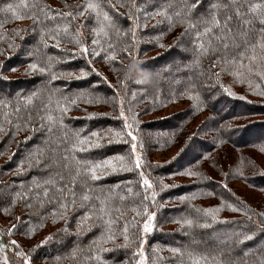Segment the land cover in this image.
<instances>
[{
	"label": "trees",
	"instance_id": "16d2710c",
	"mask_svg": "<svg viewBox=\"0 0 264 264\" xmlns=\"http://www.w3.org/2000/svg\"><path fill=\"white\" fill-rule=\"evenodd\" d=\"M204 1L201 0V2ZM78 2L80 3L76 4L75 0H0V8L6 7L9 3H12L14 6L23 5L24 3L29 5L28 8L20 7L18 9L20 14L25 17L23 19L14 18L10 12H0V25H2L0 27V49L6 50L5 55H0V68L16 71L24 65L28 67L30 63H37L41 67L51 65L50 72H34L37 73L35 78H33V80L35 79V86H31V88H27L25 91L20 86L21 84L26 85L23 83L29 80L21 78L18 79L20 80L19 82H16V79H6L0 74V88H2L0 101L11 105V107H4L3 104H0V123H3L5 127V133L0 134V187L8 185V182L11 181H21V191L19 192L18 188L12 187L13 190L15 189V193L8 196L9 200L6 201L5 199L7 197L3 198L2 192L0 193V198H3V201L0 200V207H2V213L7 215V221L10 223V227L12 228V225H15V228H12V233L20 226L22 228L27 226L30 235L35 239L37 235L43 232L47 233L50 230L48 237L52 236L53 239L41 246L42 248H46V246L49 248L48 250H43L45 252H42V258L47 257L52 259L55 264H64L63 258L60 260L61 256L52 254V251H55V248H57V245H54L55 241L61 238L59 233H63L66 238L72 237L70 234L77 232L76 225L85 214V210L79 208V196L86 190L81 181L87 180V188L91 190L88 194L92 197L90 203L99 208L100 201H104L110 213V218L116 220L114 230L119 233L123 225L127 224L130 238L133 241L127 249H118L114 252L103 253L104 259L109 264H138L136 262L137 254L135 253H138L137 250L140 245L137 237L142 236V225L145 217L143 215L137 216L136 211H133V209L143 213L144 207L147 206L149 212H155L161 218L163 217L161 213H163L165 208L167 209L163 204L165 199H161L163 195L154 189L157 195L153 201L151 198L153 189L145 190V186L142 184V177L139 175V172L142 170L144 176H152L156 168L147 162L149 158L145 160L144 153L140 151L142 156L141 169L133 168L132 171L117 170L116 172L98 170L97 175L100 176V179L95 181L90 179V174L87 177L77 178V186L75 189L77 193V208L76 210H69L67 212L66 220L60 218L62 210L54 199L59 195L55 191V187L46 185L44 182L50 177L55 176L56 173H60L64 177L61 183L70 182L75 175L77 167L73 157L79 160L87 159L98 162L116 155H124L130 166L132 165L135 159V153L131 150L133 141L126 134L120 142L107 144L100 148H92L86 152H79L78 149L73 148V145L76 143L75 133L79 132L81 138H83L85 136L90 137L93 131H98L103 135L106 129L124 131L125 133L134 129L137 134L136 137L138 138L137 146L143 145L145 148L146 141L142 142L138 137L139 130L145 128L142 127L143 124L137 117L135 121L132 119L134 114L135 116L137 115L130 109V106L136 104L139 97L130 96L129 94L130 89L135 88V83L133 85V77L129 71L136 68L137 64L144 60L141 57L145 55L155 54L160 51L165 52L163 57H166L178 51V48L171 47L174 45L177 36L185 31V26L177 25L170 30L168 22L165 24L159 23V25L152 24L148 27L150 28L148 31L150 35H147L148 28L144 29L141 25L143 17L141 13H137L136 15L140 18L139 23L141 26L136 29V39L133 41L131 33L127 36L122 35V33L128 32L133 27V20L129 19L128 16V7L119 6L125 0H119V3L118 0H112L113 4H117L115 9L110 8L105 0H95V2L101 3L104 11L109 12L116 24V29H108L109 35L107 37L103 35L95 37L92 29L96 24L91 18L94 16L91 10H89L86 18L83 16L77 20H72L71 17L65 18L57 15L58 11L67 12L71 10L75 12L77 11L75 6L84 5L87 0H78ZM212 2L215 3L216 0H212ZM221 2L228 5L226 9L222 8L220 10L219 15L221 18H223L225 13L233 15V6L228 3V0H221ZM254 2H261V0H239L238 6L241 7L242 11L246 12L248 4ZM34 3L38 6L32 7ZM167 3L172 5L168 9L169 14L173 11L181 10V0H167ZM199 6L193 13V19H197L199 16L207 17L210 8L202 10ZM155 10L156 5H153L146 8L145 12L153 13ZM33 13L39 17V22L35 26L34 21L27 18ZM24 22L33 24L28 28L29 34L26 38L31 39L30 45L35 48V51L32 50L30 58H25L18 62L19 58H14V53L22 46L18 38L25 35L27 31L20 32L17 36L14 30L24 29L22 27ZM236 22V18L233 16V25ZM65 25H69L67 32L63 31ZM77 25L83 26L79 30L83 33L82 35L77 33ZM41 30L44 32V40L47 41V47L41 42ZM88 30L90 35H88ZM117 30L121 34L118 35ZM32 33L34 34L32 35ZM92 36L99 40L98 45L91 43ZM52 37H56V39ZM144 37H155L157 40L153 41V44L150 45L148 43L149 40L145 42ZM180 38L183 41L181 44H189V46L187 45L188 56L185 61L179 67L175 64L178 69L182 70L181 73L166 75L165 70L160 69L161 72H158L160 73V78L156 76L157 73L152 72L148 75L151 82L145 83V85H136L140 89L145 88L147 98L155 108H163L170 103L178 102L179 99L182 100L184 97L189 101H193V107L188 111V117L183 122L176 123L177 126H174L170 130L153 131L155 132L154 140L159 148H167L173 145L179 136H183L184 128L190 121V115H198L204 111L211 112V115H213L210 121L215 124V131L219 134V138L217 140L218 145L204 138H189L188 140L191 143L187 144L178 161L173 163V167L177 168L170 170L162 169V174L169 177L185 175L183 173L186 170H190L189 167L184 166L185 163L192 162L190 164L199 166L207 162L214 153L218 152V148L223 146L237 150L255 149L264 154V141L250 143L256 137L264 134V120L249 121L229 127V123L235 121L237 118L249 116L243 115L246 113L245 111L240 114H234L240 107H244V109L247 107V109H252V111L260 113L264 110V103H255L245 94L237 93L233 88L239 89V87L233 84L230 85L233 88L226 86L224 82H227V79L225 77L223 79L220 77L218 82L213 72H218L219 67L215 69L210 67L215 57L211 55L199 56L198 44L194 33L192 35L189 32V35L184 37L180 36ZM77 40L80 41L79 44L76 42ZM184 40L186 41L184 42ZM110 43L114 45V48L110 49L108 47ZM10 44L14 46L9 47ZM57 44H59L58 47ZM161 45L164 46L161 47ZM82 46L87 47L89 51L82 53L80 51ZM123 47H128L129 51L132 52L131 58L127 52L122 51ZM95 51H99L100 55H94L93 53ZM112 52L115 53L116 59H107V56ZM178 54L182 53L179 51ZM49 57L52 59L49 60ZM146 59L151 58L147 56ZM197 59H199V63H196ZM134 61L135 63H133ZM146 61L147 63L149 62L148 60H144L142 63H146ZM68 63H73L76 68L71 69ZM147 65L149 64L143 66L147 67ZM81 71L87 73V75L79 79L65 75L71 72L79 76ZM123 71H127L126 77L122 81L124 85L122 86L124 88V96L117 90L107 75L109 72L114 74V77L121 78ZM29 73L33 74L32 72ZM53 73L57 76L56 79L51 78ZM66 76L69 78H64ZM251 78L256 82V87L259 85L252 94L260 96V93L264 92V81L255 75H252ZM212 80H215L213 81L214 86L207 87L206 85H210L211 82L209 81ZM9 84L15 85L13 87L17 89L14 90L13 88L14 91L12 89L10 90L12 87ZM78 84L80 86H77ZM229 92L233 93V95H229ZM190 96H198L199 100L191 99L189 98ZM29 98L32 100L31 104L27 102ZM74 98L76 99V103L71 104L70 101ZM89 100L92 102L89 103ZM121 101L123 102L125 115L128 117L127 123L132 125L131 129H124L123 127L125 121L119 115ZM95 104L109 105L108 107L111 112L109 115L107 114L108 116L106 118H101L99 117L100 115L98 116L88 109V107ZM16 108H19V112L15 111ZM63 108H68V111L62 112L61 110ZM6 112L8 113V119L12 121L11 124L4 123V113ZM77 114H81L82 116H78ZM49 115L53 117V121L47 119ZM29 116L31 117V126L36 128L34 132L25 130L28 126L25 124V121L28 120ZM61 119L62 124L60 122ZM100 120L108 122V126L106 125V128H104L105 126H98ZM18 123L21 124V129L17 133L15 125ZM41 143L47 145L46 148H43ZM183 146L185 147V144ZM194 148H197L198 151L194 154V160L191 161L188 155L192 154ZM37 152L42 153L38 157L42 163H33L32 166H29V158L33 160L37 158L33 155ZM64 156H67V161L62 160ZM50 158L59 161V165L52 166L48 164ZM65 163L68 167H64ZM211 163L216 170H219L217 167L220 168V163L217 158L210 160L209 164ZM250 164L253 165L254 162L251 161ZM21 165H23L22 168ZM179 166H183V168ZM190 171L195 172L194 170ZM45 175L47 177H44ZM40 176H43L44 179ZM56 179L59 181V176H56ZM25 180L31 181L24 183ZM248 180L255 188L264 191V176L249 177ZM224 184L223 179H219V176L216 178V175L206 171L201 175L195 176L193 183L186 184L183 188L175 189L174 187H170L167 190L165 198L169 196L170 201H177L178 199L184 201L187 198L190 199L189 201L192 204L191 207H184L183 205L179 206V208L177 206L171 209L172 214H175V218L172 221L181 227L179 230L174 232L171 230H162L158 227L164 226L168 222L165 221L163 225V222L157 221L155 226L157 231L154 230L155 232L151 237L152 240L148 238L146 254H143L144 256L146 255L148 264H182V260L183 264H192L187 256L181 258L178 254L170 251L173 248L184 250L190 246L192 238L201 241L198 245H191L196 257H199L201 254L219 252L221 249H228L230 247L232 258L238 260L240 264H244V261H248L251 264V262L257 261L258 257L264 254V247H258L264 245V232L259 231L257 226L255 228V224H242L240 220L230 221L221 218H216L213 221L212 217L204 211H197L198 209L203 210L202 207L198 206V201L213 199L219 202L223 210L230 213L244 214L248 212L249 214V209L243 203H238L230 199V193L228 189L223 187ZM45 188L49 190L48 197L43 195ZM145 195L149 196L148 200L144 199ZM50 199L52 203L47 202ZM41 201H44L43 206H41ZM28 205H31V207ZM232 208H237L239 211H233ZM18 210L27 211V213L25 212L26 214H22L17 218ZM21 217L28 219V222L19 225L18 222ZM163 218H167V216ZM186 219L193 220L194 224L191 228L186 224L182 225V223L178 222ZM222 221H228L229 223H223ZM202 223H208L210 227L202 228L197 226ZM64 228H68L69 231L67 233L63 232L62 229ZM253 231L255 234L252 240L245 241L243 244L236 243L237 237L233 234H240L242 236L244 233L252 234ZM100 232L101 229L94 227L91 231H87L79 237L75 235L77 242L76 239L72 240V243L64 248V252L61 255L63 253L66 254V261L72 260L75 264H96L95 261L87 260L85 257L92 255L87 249L92 240L99 236ZM14 233L17 234L15 231ZM157 234L160 238L156 241L154 237ZM210 234L214 236V239H212L213 241L208 240V243L205 238H208L207 236ZM220 240H228V243L220 244ZM117 243H125L122 236L117 240ZM155 243L158 245H156V248H152L151 246L155 245ZM51 244L53 245L51 246ZM74 245L77 246L74 247ZM33 246H36V244ZM106 246L112 247L111 244ZM60 247H63V245ZM38 248L36 247V249ZM77 248L83 251H77L76 255L73 256V250ZM68 249H71V252H67ZM152 250L153 252H151ZM247 250L253 251L245 256V251ZM31 251L32 249L30 253ZM155 253L159 255V258L154 257ZM154 259L159 260L156 261ZM0 264H5L1 257ZM201 264H204V261H201Z\"/></svg>",
	"mask_w": 264,
	"mask_h": 264
},
{
	"label": "snow or ice",
	"instance_id": "6c2138e0",
	"mask_svg": "<svg viewBox=\"0 0 264 264\" xmlns=\"http://www.w3.org/2000/svg\"><path fill=\"white\" fill-rule=\"evenodd\" d=\"M105 2L108 4V6L112 9H115L117 7V4H113L112 0H105ZM150 2V0H149ZM201 0H181V10L179 11H173L171 14H169L168 9L172 7V5L169 3L167 7H164L163 5L161 8L157 9L153 13H144V20L146 22L149 18H155V17H163L169 25V29L177 26L182 25L186 26L185 31L181 33V37L189 35V32H192L196 36L197 44H198V53L199 56H214L215 59L212 61L210 67L212 69H215L217 67L221 68V71L224 72H230L232 75H235L237 77H251L252 75H255L259 77L261 80H264V0H261V2H254L248 4L247 11H242L241 7L239 5V0H228V3L233 6V15H229L225 13L223 18L219 15L220 10L222 8L226 9L227 4H224L221 2V0H216L215 3H212L210 5V10L207 14V17L205 16H199L197 19H193V13L196 10V8L199 6V3ZM119 3V0H118ZM37 4H33L32 7H37ZM120 7H128V16L129 19L133 20V27L129 29L128 32L122 33V35H129L131 33V38L134 41L136 39V29L140 27L139 23V17L136 15L137 13H141V6L137 5V0H125L124 3H120ZM20 7L28 8L29 5L27 3H24L23 5H13L12 3H9L4 8H0V12H10L12 16L16 19H23L25 18L20 14L18 9ZM47 7V6H45ZM71 7V6H69ZM75 8L77 11H67V12H57V15H60L62 17H71L72 20H77L80 17H83L85 13L89 12L91 10V13L94 14L91 18L95 21L96 26L93 27L92 32L94 33L95 37H100L101 35L107 37L109 35L108 29H116V24L112 16H110L108 11H104L100 2H95V0H87V2L84 5H76ZM43 11V9H41ZM46 15V14H45ZM233 16L236 18V23L233 25ZM27 18H30L34 21V26L36 23L39 22V17L33 13L31 16H28ZM52 18V17H48ZM161 21H157V23H160ZM2 27V25H0ZM82 25H77V33L79 35H82L83 33L80 32V28H82ZM69 28V25H65L63 31L67 32ZM202 29V30H201ZM15 34L18 36L20 32L26 31L25 29H17L14 30ZM117 34L119 31L117 30ZM53 39H56V37H52ZM41 42L44 43L45 47H47V41L44 40V32L41 30L40 35ZM78 44L80 43L79 40L76 41ZM91 43L93 45H98L99 40L96 38H93ZM13 44H10L9 47H13ZM59 44H57V47ZM164 45H161L163 47ZM108 47L110 49L114 48L113 44H109ZM39 51V49H37ZM80 51L82 53H87L89 49L85 46H82ZM122 51L127 52L128 56L132 57V52L129 51L128 47H123ZM6 50L0 49V55H5ZM94 55L99 56L100 52L95 51L93 53ZM52 58L49 57V60ZM107 59L109 60H115L116 55L114 52L109 54L107 56ZM135 62V61H134ZM196 63H199V59H197ZM128 67V66H125ZM14 70V69H13ZM51 65L48 67H41L37 63H30L26 69V72H39V73H45L50 72ZM65 75L70 76L75 79H79L84 75H87V73L81 71L80 75L77 76L75 73H66ZM213 75L216 77L217 81L219 82L220 74L218 72H213ZM52 79H56L57 76L55 73L51 76ZM137 83H145L144 80H139ZM122 86L123 82H122ZM194 87V86H193ZM259 87V85H257ZM227 91V89H225ZM229 95H233V93L229 92ZM261 95H264V92L260 93ZM35 95V94H34ZM191 99L199 100L198 96H190ZM29 104L32 103L31 98L27 101ZM89 103L92 101L89 100ZM71 104L76 103V99H72L70 101ZM0 104H3L4 107H11L10 104H7L4 101H0ZM199 107V105H197ZM16 112H19V108L15 109ZM62 112L68 111V108H63L61 110ZM95 115V114H92ZM120 117H122L125 121L123 127L124 129H131L132 125L127 123L128 117L125 115L124 108H123V102L121 101L120 106ZM5 121L4 123L11 124L12 121L8 119V113H4ZM41 119H43L41 117ZM47 119L49 121H53L52 116H48ZM133 121L136 120L135 114L132 116ZM31 117L29 116L28 120L25 121V124L28 126L25 128V130L34 132L36 130L35 127L31 126ZM62 124V119H61ZM42 127V125H40ZM17 133L21 129V124L15 125ZM51 130V129H49ZM5 133V127L3 123H0V134ZM127 135L131 137V140L133 143L131 144V150L133 153H135L136 150V141L137 137L132 134L131 131H127L126 133L124 131H116L113 129H106L104 130V134L101 135L98 131H93L89 136H85L81 138L80 133H75V140L76 143L73 145L74 149H78L79 152H86L90 151L92 148H100L107 144H113L116 142H120L122 140V137L124 135ZM30 138V137H29ZM14 155V153H13ZM35 157L34 160L32 158H29L28 163L29 166H32L33 163L40 164L42 161L38 158L40 155H42L41 152H37L36 154H33ZM67 156L62 157L63 161H67ZM76 163V172L75 175L72 177L71 181L68 183H61L64 180V177L60 173H56L55 176L50 177L47 179L44 183L46 185H52L55 187V191L59 194L54 199L59 204V208L62 210L60 214L61 219H67V212L69 210H76L77 208V193H76V186H77V178L79 177H87L90 174V179L95 181L99 180L100 176L97 175L98 170L99 171H108L116 172L117 170H123V171H132L133 168L135 169H141L142 165V158L140 154L135 155V159L132 162V165L130 166L129 162L126 160L124 155H116L109 159H104L102 161L94 162L90 160H79L73 157ZM48 164L52 166H58L59 161L50 158L48 161ZM23 165H21V168ZM64 167H68V165L65 163ZM183 174L185 175H200L199 173L192 172L190 170H186ZM243 175V173H240ZM139 175L142 177V184L145 186V190L152 189L153 185L151 181L144 176L143 171L141 170L139 172ZM56 176H59V181L56 179ZM83 187L86 189L83 193L80 194L79 200V208H82L85 210V214L81 217L80 221L77 223V232L75 235L79 237L80 235H83L87 231H91L92 228L96 227L101 229V232L98 237L92 240L91 244L89 245L87 251L89 253H92V255L85 257V259L90 261H95L96 264H109L107 260L104 259L103 253L107 252H114L118 249H127L131 246L133 241L130 238L129 235V227L127 224L123 225V227L119 230V233H117L116 230H114V225L116 224V220L110 218V213L107 210V207L105 205L104 201H100V207L97 208L95 205H92L90 203L92 197L88 194L91 190L87 188V180L81 181ZM39 187V185H37ZM163 187H167L166 185ZM224 188L227 189V184L223 185ZM131 191V189H129ZM49 190L45 188L43 195L45 197H48ZM157 193L153 190L151 192V198L154 201L155 196ZM98 199V198H97ZM145 200L149 199L148 195L144 196ZM48 203H52V200H48ZM44 201H41V206H43ZM31 207V205H28ZM233 211H239L237 208H232ZM133 211H136L137 216L143 215L145 217L142 230L144 234H147L154 230L153 222L155 220L156 214L155 212H149L147 206L144 207L143 213L137 211L136 209H133ZM197 211H204L207 215H210L212 217V220H216L215 213L219 212V208H209ZM249 221H252V216L248 214V212L244 213ZM121 215H123L121 213ZM256 215L259 218L257 221H255L257 225V229L259 231L264 232V212L256 213ZM179 223L186 224L190 228L193 226L194 222L191 219H186L184 221H178ZM223 223H229L228 221H222ZM197 226L202 228L210 227V224L208 223H202L198 224ZM12 228H15V225H12ZM63 232L67 233L69 231L68 228L62 229ZM11 232V230H10ZM255 232L253 231L252 234L244 233L242 236L240 234H233L237 237L236 243L237 244H243L245 241L252 240L254 238ZM122 236L123 241L125 243L118 244L117 240ZM53 239L52 236L46 237L44 241L41 242V244H38L36 247H41L43 244L48 243ZM231 239V237H229ZM137 241H139V252L135 253L140 255L141 259L139 261V264H145L146 258L143 255V243L145 242L142 237H137ZM201 241L197 240L195 238H192L190 241V246L185 248L184 250H181L179 248H173L170 251H172L175 254H178L179 257L183 258L184 256H187L188 260L192 262V264H201V261H204V264H240V262L234 258L231 257V248L228 249H221L219 252H214L212 254H201L199 257H196L194 255V251L191 248V245H198ZM220 244H227L228 240H220ZM111 244L112 247H107L106 245ZM12 245L16 246L17 249H19V246L17 245L16 241H12ZM258 247H264V245L258 246ZM0 251H3V248H0ZM77 251H83L81 249H74L73 250V256L76 255ZM253 250H247L245 251V256L249 255V253ZM134 254V255H135ZM15 255L19 256L23 261L24 264H30L31 256L28 253H25L23 251H17ZM5 264H9L7 260V256L4 257ZM183 264V260H182ZM244 264H249L248 261H244ZM251 264H264V254H262L260 257H258L257 261L251 262Z\"/></svg>",
	"mask_w": 264,
	"mask_h": 264
},
{
	"label": "rangeland",
	"instance_id": "374dc122",
	"mask_svg": "<svg viewBox=\"0 0 264 264\" xmlns=\"http://www.w3.org/2000/svg\"><path fill=\"white\" fill-rule=\"evenodd\" d=\"M76 4H79L80 2H78V0H75ZM212 0H205L204 2H201L200 4V9L202 10H206L210 8V5L212 4ZM167 0H137V5L141 6V15H142V21H141V25L144 27V29L150 27L152 24H156L159 25V23H157V21H161L160 23H167V21L163 18V17H155V18H149L146 20H144V13H148L145 12L146 8H148L149 6H153L156 5V10L161 8V6L163 5L164 7L167 5ZM160 6V7H159ZM155 10V11H156ZM88 12L85 13L84 18H86ZM33 24L30 22H24L22 24V27L24 29H27L25 32V35L20 36L21 38H18L20 40V44L22 45L20 47V49L14 53V58H19V61H22L25 58H30L31 56V52L32 50L35 51L34 47H32L30 45V41L31 39L26 38L28 33V28H30ZM186 27V26H185ZM150 28H148L147 32L149 31ZM34 33H32L33 35ZM191 34L193 35V33L191 32ZM88 35H90V32L88 30ZM147 35H150L149 32L147 33ZM181 35H178L174 45L171 48H178V51H175L173 53V55H169L166 57H163L165 52H160L158 51V53H152L150 55H145L144 57H141V59L143 60H148L149 62L147 63H142L144 62L141 61L139 64H137V67L134 68L133 70L129 71L130 75L133 77V85H134V89H130V96H137L139 97L136 104H133L130 106V109H132L135 113H136V117L138 118V120L140 122H142L143 126L145 129H141L138 132V137L140 140L146 141L145 142V148L142 146H137L136 150H135V155L136 154H140L141 156V152L144 153V158L146 160V158H149V161H147L149 164H151L152 166H155V173H152V176H149L148 174V178L151 181L152 185H153V190H157L158 192H160L162 196L161 199H165V201L163 202V204L165 205V207H167V209L165 208L163 213H161L164 216H167V218H161V216L159 217V215H156L155 220L153 222V226H154V230L157 231V228L155 229L156 223L157 221L164 222L167 221L168 223L165 224L164 226H160L158 228L162 229V230H171L172 232L179 230L181 227L176 224V222L172 221L175 218V214H172V210L173 208H176L178 206H183L184 207H191L190 203V199L185 198L184 201H180L179 199L177 201L175 200H171L169 199V196L167 198H165L167 190L170 187H174L176 188H183L185 187V185L187 184H191L194 181V177L197 175H189V176H178V177H169L167 175L162 174V169L163 170H167V169H176L177 167H173V163H175L176 161H178V158H180L183 154L184 149L186 148L188 143H191L190 140H188L189 138H204L206 140L211 141L212 143L218 145V138H219V134L217 133V131H215V124L211 123L210 120H212V116L211 112H207L204 111L198 115H190L189 117V122L187 123L186 127L184 128V134L183 136H179L178 139H176L175 143L167 148H159L158 144L155 142L154 138H155V132L153 131H159V130H170L171 128H173L174 126H177L176 123L178 122H183L187 117H188V111L191 110V108L193 107V101H189L187 99H185V97L182 100H178V102H173L168 104L167 106L163 107V108H155L153 106V104L150 103V100L147 98V93L145 92V88L144 89H140V87L136 86V85H145V83H137V81L139 80H144V77L147 75H149L150 73H157L156 76H159L161 72L160 69H164L165 74H172V73H181V69H178V67L180 66V64H182L185 59L188 56V50H187V45L189 46L188 43L185 44H181L183 43L182 39L180 37ZM92 39L95 38L94 36L91 37ZM28 39V40H27ZM145 42H147L151 45L153 44V41H156L157 39L154 37H144ZM186 40H184L185 42ZM179 51L182 54H178ZM147 56H149L151 59H146ZM4 62V60H3ZM69 64V63H68ZM97 64V63H96ZM145 64H149L147 65V67H144L143 65ZM151 64V65H150ZM153 64V65H152ZM175 64L178 66H175ZM9 66V65H8ZM151 66V67H150ZM69 67H71V69L76 68L74 66L73 63L69 64ZM105 67V66H104ZM106 68V67H105ZM4 68H0V74L3 75L6 79H16V82H19L21 78H26L29 81H25L23 84L26 85H22L21 86L22 89L25 91L27 90V88H31V86H35V79L33 80V78H35V76L37 75V73L32 72L33 74L26 72L27 69V65H24L22 68H20L19 70L16 71H11V70H3ZM118 72V70H117ZM217 72V71H215ZM218 72L220 74V77L223 79V77H225V79H227L226 86L231 87L230 85H234L236 87H239V89H235L233 87L234 90L237 91V93L239 94H245L249 99H251V101L255 102V103H264V95H260V96H256L253 95L252 93H254V91L257 89L256 87V82L253 80V78L251 77H237L235 75H232L230 72H224L221 71V68L219 67ZM126 73L127 71H123V75L121 78H117L114 77V74H111L108 72V76L111 79L112 83H114V86L117 88V90L119 92H121V94L124 96V88H122V81L125 79L126 77ZM32 75V76H31ZM64 78H69V77H64ZM216 80V79H215ZM215 80L209 81L211 82L210 85H206L207 87H213L214 86V82ZM264 81V80H262ZM229 84V85H228ZM11 85L12 88H10V90L12 89V91L16 90V87H13L15 85L13 84H9ZM18 85V84H16ZM126 85V84H125ZM77 86H80V84H78ZM14 88V90H13ZM19 88V87H18ZM2 88H0V94H1V90ZM20 89V88H19ZM109 105H91L90 107H88V109H90L93 113H96L99 117L101 118H106L109 113L111 112L109 110ZM128 109V108H127ZM127 109H125L127 111ZM246 112L243 115H249L247 117H241V118H237L235 121L229 123V127L232 126H236L238 124L244 123V122H254V121H263L264 120V110H262V112H254L252 111V109H244V107H240L237 111L234 112V114H240L242 112ZM108 114V115H107ZM78 116H82L81 114H77ZM193 116V117H192ZM98 118V117H97ZM106 120V119H105ZM105 120H100L99 121V125L98 126H105L104 128H106L108 126V122H106ZM234 120V119H233ZM107 125V126H106ZM132 134L134 136H137L136 132L134 129L131 130ZM264 134L260 135L259 137H256L255 139H253L252 141H250V143H256V142H260V141H264ZM138 139V138H137ZM137 139L136 141H134V143H136L137 145ZM185 139V140H184ZM188 140V141H187ZM187 141V142H186ZM185 144V147L182 145ZM186 142V143H185ZM41 145L43 146V148H46L47 145L41 143ZM182 145V146H181ZM220 150V151H219ZM141 151V152H140ZM198 149L194 148L192 154H189L188 157L190 158L191 161L194 160V154L197 153ZM22 154V153H20ZM148 154V155H146ZM142 158V156H141ZM214 158H217L219 163H220V168L217 167L216 170L213 166V164H209L210 160H214ZM187 161V160H186ZM185 161V162H186ZM189 161V160H188ZM253 161L254 164H250V162ZM190 162V161H189ZM192 163V162H190ZM190 163H185V167H189L190 170H194L196 173H199L200 175L206 171H208L209 173H212L213 175H216V178L219 176V179H223V182L225 184H227V189L229 191V196L230 199L235 201V202H241L243 203V205L245 207H247L249 209V215L252 216V221L248 220V217L245 216L244 214H233L230 213L226 210H223L220 205L219 202L213 199H209V200H201V202H197V204H199L198 206L202 207L203 210L204 209H209V208H219L220 211L215 213L216 218H221V219H227V220H235V221H241L242 224H255V228H256V223L255 221H257L258 219H262L259 218L256 213H260V212H264V191L263 190H259L257 188H255L253 186V184L248 180V178L250 177H260V176H264V154L259 152L258 150L255 149H245V150H237L235 148H231V147H220L218 148V152L214 153L212 155V157L207 161L204 162L202 164H200L199 166L197 165H193ZM205 164V166H203ZM183 165V164H181ZM173 167V168H172ZM182 167L183 166H179ZM216 167V166H215ZM215 172V173H213ZM243 173V175H241L240 173ZM175 175V174H174ZM177 175V174H176ZM49 176V175H48ZM41 178H43V176H40ZM44 177H47V175H45ZM44 179V178H43ZM31 180H25L24 183L30 182ZM20 180H16V181H11L8 182V185H4L3 187H0V193L2 192L3 194V198L7 197V199H5L6 201L9 200L8 196H11L15 193V189L13 190L12 187L14 188H18L19 192L21 191V186H20ZM173 184V185H172ZM167 186V187H163V186ZM154 190V191H155ZM3 198H0V200L3 201ZM176 202V203H173ZM182 203V204H180ZM44 208V207H43ZM27 213V211H25ZM24 211L22 210H18V217H20L22 214H26ZM42 212V210H41ZM7 215H5L4 213H2V207H0V248H3V251H0V257L1 259L4 260V257L7 256V260L9 262V264H24V261L17 255H15V253L19 250V251H23L25 253H28L31 257V261L30 264H55L53 262L52 259H49L47 257L42 258V252H45L43 250H48L49 248H42L39 247L38 249H36V246L38 244H41L42 241L45 240L46 237H48V233H50V230H48V232H43L40 235H37L35 237V239L30 235L29 233V229L26 226L25 228H22L21 226L19 228H17V230H14L17 234L12 233V228L10 227V223L7 221ZM159 218V219H158ZM164 219V220H162ZM28 222V219H24V218H20L19 219V225L21 224H26ZM174 222V223H173ZM143 226V225H142ZM187 228V227H185ZM11 230V232H10ZM151 231L147 234L143 233L142 230V238L145 241L142 245L143 247V254H146V245H147V240L148 238H151L154 234L155 231ZM72 235V237H64L63 233H59V236L61 238L56 239L58 241H55L54 245H57L55 248V251H52V254L58 256L60 255L61 258L60 260L63 258V262L64 264H75L73 263V261L68 260L66 261L65 259V255L66 254H62V252H64V248L67 247L69 244L72 243V240L76 239L77 242V238L75 237V234H70ZM208 238H205V240L208 242V240L213 241L212 239H214V236L212 234H210L209 236H207ZM160 238L157 234V236L154 237V240L157 241V239ZM152 240V238L150 239ZM12 241H16L17 245L19 246V249H17L16 246L12 245ZM155 241V242H156ZM205 241V243H206ZM209 243V242H208ZM34 244H36V246H33ZM53 244H51L52 246ZM63 247H60L62 246ZM156 245H158L157 243H155V245H152V248H156ZM72 246V245H71ZM77 245H74V247H76ZM42 248V249H41ZM51 248V247H50ZM32 249L31 253L30 250ZM36 249V250H35ZM52 249V248H51ZM139 252V249L137 250ZM67 252H71V249H68ZM153 252V250L151 251ZM150 252V253H151ZM146 258V255L144 256ZM154 257L159 258V255H154ZM57 258V257H56ZM141 257L138 254L136 255V262L139 264ZM154 260H159V259H154ZM115 261V260H114ZM154 261V262H156ZM5 262V261H4ZM116 262V261H115ZM59 264V263H58ZM120 264V263H119ZM145 264H148V262L145 260Z\"/></svg>",
	"mask_w": 264,
	"mask_h": 264
},
{
	"label": "clouds",
	"instance_id": "9594fccd",
	"mask_svg": "<svg viewBox=\"0 0 264 264\" xmlns=\"http://www.w3.org/2000/svg\"><path fill=\"white\" fill-rule=\"evenodd\" d=\"M133 63H135V62H133ZM144 81H145V83L151 82L150 78L147 75L144 77Z\"/></svg>",
	"mask_w": 264,
	"mask_h": 264
}]
</instances>
